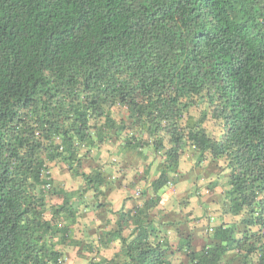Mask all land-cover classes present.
<instances>
[{"label":"trees","instance_id":"trees-1","mask_svg":"<svg viewBox=\"0 0 264 264\" xmlns=\"http://www.w3.org/2000/svg\"><path fill=\"white\" fill-rule=\"evenodd\" d=\"M110 145L158 170L154 194L189 149L195 168L215 162L199 247L151 219L158 195L104 233L82 219L106 182L85 163L115 159ZM58 164L77 188L44 189ZM74 248L70 264H264V0H0V264H65Z\"/></svg>","mask_w":264,"mask_h":264},{"label":"crops","instance_id":"crops-1","mask_svg":"<svg viewBox=\"0 0 264 264\" xmlns=\"http://www.w3.org/2000/svg\"><path fill=\"white\" fill-rule=\"evenodd\" d=\"M108 149L109 151H111V155H112L111 157H114L115 159H111L110 157H108L105 152H101V153L96 152L95 153L96 156L93 157V159H90V160L88 159L85 163L87 168L103 166V169L101 170V172L106 182L101 187L100 189L101 192L96 198L97 201L101 203V206L95 211L87 208L84 212H82L83 213L82 219H86L88 222L90 221V219L96 217L95 220H96L97 225L95 229H98L100 233H102V231L104 233L105 231L114 229L116 225L115 224L116 220L118 219L119 212L122 210L129 211V209L133 206V204L139 201L138 200L139 197L142 196V195L140 196V194L138 195L136 194L137 191H140L141 194L143 193L144 197H148V198L149 197L151 198L152 196L153 198H156L155 195L161 196L159 203H156V205L152 206L151 211H150V216H151V219H153V221L155 222V224L159 225V228L161 230L168 232V234L171 233V237L173 236L172 238L175 239L176 234H182V232H179V230L181 231L184 230L182 225L183 224L186 225V223L182 221H184L185 215L187 213V212H184L182 213V216H178L179 212H181L182 209L178 206L180 201L173 200L174 197L171 203L173 210H168L169 208L166 207L168 200L173 195L177 196V186L176 185H179V184L182 185L184 182H188L187 184H189V188H191L190 184H193V183L198 184L197 182L201 178H202V181H205L204 179H207V181H205V185H206L207 182L210 181L211 178L214 179L215 174L219 172L216 166L215 173L210 174L208 177H186L183 174V171H184L183 164L184 163L182 161L178 169V174L175 176L176 182L174 186L170 185L171 188L160 189L156 192V194H154L153 190L150 188V185H151V182L155 180L158 176L159 172L158 170H156V168L152 167L149 170V172H146V169H144V167H146V163H142L141 159H139L135 154L128 153V154H124L122 156L116 157L115 155H113L115 153V148L110 145L108 146ZM185 156L186 154L184 155L183 160ZM53 167L52 169L54 170V173L51 170V180L53 182L52 184L57 190L71 191V190H74L75 188H68L69 187L68 182H71L72 180L73 182L74 181L76 182L77 179L80 180L81 182V179L79 177H70L66 168H63V171L61 173L62 175H58V173L56 172H58V167L60 169L59 164L55 166L54 168ZM225 180L226 178L223 177L222 183L225 182ZM187 184L184 186V189L187 188ZM197 187L198 186L194 185L195 189ZM218 189L221 190L220 188ZM170 191H171V194L167 195V193ZM89 192L87 194V198H88L87 201L92 200V196L89 194ZM190 192L191 191L189 190L187 194H189ZM219 193L220 191L218 192V194ZM50 198H51L50 199L51 203L57 204L61 201L62 195L52 194ZM80 224L75 225L77 229H73L74 230L73 235L75 234L76 231L78 233V227L80 226ZM124 233H127V232L124 231ZM192 239L194 241V237H192ZM204 239L205 237H201L197 242L195 240L194 244L196 245V247H199L204 241ZM118 247L119 245L116 242L108 243L105 247L100 248L99 255L103 257H110L112 256V254H114L117 251ZM74 252H77V253L74 254ZM66 253L71 255L70 258H72V256L84 254V252L79 248H74V250L66 252Z\"/></svg>","mask_w":264,"mask_h":264},{"label":"rangeland","instance_id":"rangeland-1","mask_svg":"<svg viewBox=\"0 0 264 264\" xmlns=\"http://www.w3.org/2000/svg\"><path fill=\"white\" fill-rule=\"evenodd\" d=\"M193 152L192 149H189L186 153V156L183 160V174L186 177H208L210 174L215 173L216 171V165L215 162H210L205 161L203 162V166L201 168H195L194 167V157H193ZM54 168V167H53ZM50 170V169H49ZM52 172L54 173V170L51 169ZM63 168L58 167V175H62ZM184 176V177H185ZM205 181H207V179H204ZM189 181V180H188ZM205 181H202V178L196 183L190 184L191 188L194 189V185L195 186H200L199 189V193L198 195H192V197L189 199V202L187 204H184V206H181V204L178 206L182 209L181 212H179L178 216H182V213L184 212H189L190 210H192L191 212V216H190V221L189 224L186 225L183 224V229L184 230H179V232H182L184 234H186L185 232H189L191 234L192 237H194V241L196 240V242L201 238V237H205V233H204V227L202 225H204L205 222H207L206 218L204 217V209L205 206L207 204V210L208 212H210L211 215H213L212 213H214L212 211V206H214L213 204H211V202L213 200H217L218 199V192L220 191L218 188L215 190V193L212 192H206V187H205ZM220 182H222V178L219 180ZM190 182V181H189ZM188 182H184L182 185H176L177 186V196L173 195L167 202L166 207H168V210H173L171 203H172V199L174 197L173 200H177L182 202V198L185 197V195L190 191H192L191 188H189V184H187ZM187 184V188L184 189V186ZM80 185V180H76V182L73 180L71 182H68V188H76L77 186ZM181 187V188H180ZM188 189V190H187ZM197 189V188H196ZM187 190V191H186ZM88 194V193H87ZM89 194L92 196V192H89ZM200 204V205H199ZM171 206V207H170ZM178 207V208H179ZM210 210V211H209ZM196 211V212H195ZM184 217V216H183ZM182 217V218H183ZM201 217V219H199ZM194 218H198V220L194 219ZM183 222V221H182ZM197 225L196 227L191 226V225ZM210 224H214V220L210 221ZM181 226V227H182ZM74 229H77L76 227ZM190 229V230H189ZM77 231L75 232L74 236L76 237L78 235ZM173 237V236H172ZM174 240V238H172ZM77 252H74V254ZM73 255V254H72ZM71 255H69L68 253H65V264H70L72 262V260H74L75 256H72V258H70ZM70 258V259H69Z\"/></svg>","mask_w":264,"mask_h":264},{"label":"built area","instance_id":"built-area-1","mask_svg":"<svg viewBox=\"0 0 264 264\" xmlns=\"http://www.w3.org/2000/svg\"><path fill=\"white\" fill-rule=\"evenodd\" d=\"M50 185H51V183H50V177H46V183H45V185L43 186L44 189H46V190L49 189V188H50ZM139 193H140V191H137V192H136L137 195H138ZM208 230H209V232L212 231L211 228H209Z\"/></svg>","mask_w":264,"mask_h":264},{"label":"clouds","instance_id":"clouds-1","mask_svg":"<svg viewBox=\"0 0 264 264\" xmlns=\"http://www.w3.org/2000/svg\"><path fill=\"white\" fill-rule=\"evenodd\" d=\"M50 171V170H49ZM50 180H51V177H50ZM50 183H51V181H50Z\"/></svg>","mask_w":264,"mask_h":264}]
</instances>
